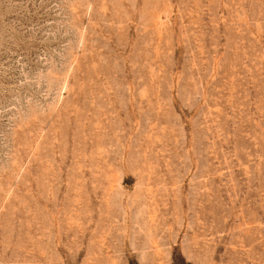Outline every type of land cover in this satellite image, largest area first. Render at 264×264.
Here are the masks:
<instances>
[{"label":"rangeland","instance_id":"obj_1","mask_svg":"<svg viewBox=\"0 0 264 264\" xmlns=\"http://www.w3.org/2000/svg\"><path fill=\"white\" fill-rule=\"evenodd\" d=\"M0 264H264V0H0Z\"/></svg>","mask_w":264,"mask_h":264}]
</instances>
